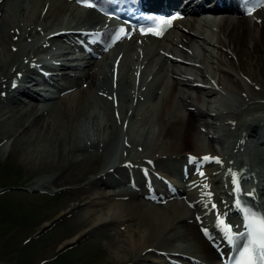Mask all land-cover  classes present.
<instances>
[{"label":"bare ground","instance_id":"1","mask_svg":"<svg viewBox=\"0 0 264 264\" xmlns=\"http://www.w3.org/2000/svg\"><path fill=\"white\" fill-rule=\"evenodd\" d=\"M69 4L0 0V82L31 68L32 62L67 56L94 68H87L92 75L88 89L77 86L71 95L54 100L22 103L0 88V141L11 139L27 170L46 172L56 190L82 180V171L92 173L86 182L94 188L86 201V227L74 238L99 227L115 228L107 250L118 258L219 264L222 242L207 237L220 228L210 220L213 215L233 221L229 179L248 186L252 199L264 204V7L247 15L214 10L216 16L197 24L181 21L160 38L136 36L138 43L126 42L89 62L101 46L86 49L68 39L85 34L89 21L101 18ZM200 56L207 61L204 66ZM164 62L170 84H144L136 78L153 75ZM174 95L184 112H174ZM232 123L235 138L228 140L232 127H226ZM118 148L126 156H117ZM242 148L247 149L244 156L238 153ZM227 150L239 156L231 160ZM186 154L195 156L198 167L176 180L174 164L179 166ZM143 164H157L180 196L144 181L131 184L124 171L138 173ZM159 192L165 201L142 198H160ZM204 193H212L220 204L216 214L201 197Z\"/></svg>","mask_w":264,"mask_h":264},{"label":"rangeland","instance_id":"2","mask_svg":"<svg viewBox=\"0 0 264 264\" xmlns=\"http://www.w3.org/2000/svg\"><path fill=\"white\" fill-rule=\"evenodd\" d=\"M203 62L201 65L204 66L205 58ZM165 66L164 62V66L154 72L160 74L156 75L159 79L164 76ZM175 98L174 112H184V107ZM226 129V139L231 140L236 129L233 124L227 125ZM202 136L206 142L207 137ZM12 149L11 139L0 141V264L144 263L134 262L133 256L118 258L107 250L115 228L99 227L73 237L86 227V201L94 191L86 182L93 177L92 173L82 171L79 174H83L82 180L64 184L56 190L46 172L27 170ZM124 154L126 156L122 151L123 157ZM179 154L183 155V152ZM121 155L118 148L117 156Z\"/></svg>","mask_w":264,"mask_h":264},{"label":"snow or ice","instance_id":"3","mask_svg":"<svg viewBox=\"0 0 264 264\" xmlns=\"http://www.w3.org/2000/svg\"><path fill=\"white\" fill-rule=\"evenodd\" d=\"M174 19H176L175 16L170 19L161 18L157 21L160 27L154 31L149 29V31L159 36L162 34L161 29L170 25ZM123 31V29L120 30L121 33H123ZM141 31L143 33L145 30L142 29ZM119 38L120 37L117 36V39ZM205 159L208 158L205 157ZM243 218L248 240L244 245L243 251L240 252L241 259L237 260L236 264H264V215L248 209L245 211ZM219 223L224 226L228 242L233 243L234 236L229 226L225 225L223 220L219 221ZM243 234L244 233H241L240 235Z\"/></svg>","mask_w":264,"mask_h":264}]
</instances>
